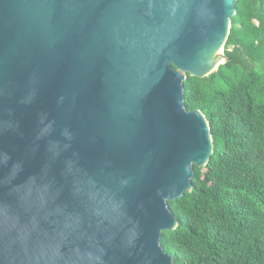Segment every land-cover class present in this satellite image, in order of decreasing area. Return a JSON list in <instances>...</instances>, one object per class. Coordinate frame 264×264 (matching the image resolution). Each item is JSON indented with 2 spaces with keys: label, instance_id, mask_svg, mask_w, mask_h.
Wrapping results in <instances>:
<instances>
[{
  "label": "water",
  "instance_id": "1",
  "mask_svg": "<svg viewBox=\"0 0 264 264\" xmlns=\"http://www.w3.org/2000/svg\"><path fill=\"white\" fill-rule=\"evenodd\" d=\"M236 1L0 0V264H174Z\"/></svg>",
  "mask_w": 264,
  "mask_h": 264
},
{
  "label": "trees",
  "instance_id": "2",
  "mask_svg": "<svg viewBox=\"0 0 264 264\" xmlns=\"http://www.w3.org/2000/svg\"><path fill=\"white\" fill-rule=\"evenodd\" d=\"M216 73L184 82L206 116L214 154L192 191L170 202L178 221L161 244L174 264H264V0H237Z\"/></svg>",
  "mask_w": 264,
  "mask_h": 264
},
{
  "label": "bare ground",
  "instance_id": "3",
  "mask_svg": "<svg viewBox=\"0 0 264 264\" xmlns=\"http://www.w3.org/2000/svg\"><path fill=\"white\" fill-rule=\"evenodd\" d=\"M222 54H224V53H223V50H222ZM224 56H225V55H224ZM221 62H224V59H222Z\"/></svg>",
  "mask_w": 264,
  "mask_h": 264
},
{
  "label": "rangeland",
  "instance_id": "4",
  "mask_svg": "<svg viewBox=\"0 0 264 264\" xmlns=\"http://www.w3.org/2000/svg\"><path fill=\"white\" fill-rule=\"evenodd\" d=\"M223 52H224V54L226 53V50H225V48H224V51H223Z\"/></svg>",
  "mask_w": 264,
  "mask_h": 264
}]
</instances>
